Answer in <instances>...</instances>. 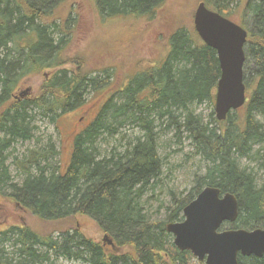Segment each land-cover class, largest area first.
I'll return each instance as SVG.
<instances>
[{
  "label": "trees",
  "instance_id": "16d2710c",
  "mask_svg": "<svg viewBox=\"0 0 264 264\" xmlns=\"http://www.w3.org/2000/svg\"><path fill=\"white\" fill-rule=\"evenodd\" d=\"M65 1L0 0V195L33 219L0 225V264H57L60 258L87 264H193L194 255L176 247L167 224L183 220L185 206L206 186L239 199L238 219L223 228H264V122L259 120L264 117V0H203L248 30L247 102L225 120L213 109L207 121L194 106L214 103L221 69L216 50L196 30L176 28L162 61L116 78L109 66L94 70L82 58L68 65L73 62L66 53L71 9L65 18L56 15ZM164 2L92 0V5L102 20L149 19ZM47 69L55 70L38 93L16 96L25 78ZM89 92L98 96V109L76 131L64 166L54 138L42 142L36 136L37 119L58 129L62 115L83 105ZM128 125L141 135L121 148H103L102 142L119 140ZM170 132L186 135L207 166L190 193L178 198L172 192L169 205L160 203L168 214L154 219L145 197L159 185L165 166L159 148ZM34 139L38 147L14 156L20 142ZM256 145L261 146L256 150ZM11 158L21 181L12 175ZM241 158L255 161L258 170L241 167ZM79 221H89L94 234ZM42 222L45 228L37 226ZM98 233L108 234L115 248L94 237ZM239 263L264 264V255H239Z\"/></svg>",
  "mask_w": 264,
  "mask_h": 264
},
{
  "label": "rangeland",
  "instance_id": "374dc122",
  "mask_svg": "<svg viewBox=\"0 0 264 264\" xmlns=\"http://www.w3.org/2000/svg\"><path fill=\"white\" fill-rule=\"evenodd\" d=\"M201 1L203 0H165L154 14V17L149 19L117 18L114 20L107 18L102 20L97 15L92 0H67L60 6L56 15L65 18L64 15L68 13L67 10L71 9L69 13L71 21L67 24L70 42L66 53L73 62H69L68 65L74 66L76 58H82L87 67L96 70L109 66L113 69L112 72L116 73V78L124 79L126 74L133 73L152 62H160L167 53L168 39L171 32L181 26L195 30L194 15ZM54 70L47 69L42 74L25 78L16 96L23 98L24 95L28 94L30 96L38 93L44 78L48 77ZM98 102V96L89 92L83 105L62 115L58 129L55 124L47 120L37 119L39 131L36 136L41 135L42 142H45L48 136L54 138L57 149L61 151L59 158H61L64 166L70 159L72 138L78 129L93 118L98 109ZM194 109L207 121L210 119L213 109L215 110V101L213 104L207 102L195 105ZM259 120L264 122V117H259ZM123 135L125 137L121 141ZM140 135V129L128 125L118 136L121 143L118 139L109 138L108 142H102L101 145L104 149L115 146L121 148L119 144H126L130 138ZM162 139L165 143L159 149L165 160V166L162 169V176L155 192L149 191L145 197L147 199L146 208L154 219L166 217L168 213L160 209V203L166 204V206L169 205L172 192L178 198L186 197L194 187L195 179L205 173L207 166L203 158L196 153V149L186 135L175 137L174 132H170L164 135ZM260 146L256 145L254 149L257 150ZM36 147H38V144L35 139L24 143L20 142L14 156L23 157L28 149ZM12 158L9 160L12 175L15 176L17 181H21L23 175L19 174L16 166L12 164ZM239 162L241 167H247L249 171L254 170L256 172L258 170L257 163L250 158H241ZM0 204L2 206L0 225L5 222L19 223L33 220L24 209L18 207L14 201L3 195H0ZM45 224L42 222L40 226H37L45 228ZM78 224L87 225L88 229H85V231L94 234V229L89 221L87 223L79 221ZM228 225H224V227L228 229ZM101 235L102 233H98L94 237H101L99 240L104 242V234ZM105 244L111 246L106 241ZM198 261L195 258L192 262L198 264ZM56 262L57 264H87L82 260H66L65 258H60Z\"/></svg>",
  "mask_w": 264,
  "mask_h": 264
},
{
  "label": "water",
  "instance_id": "95a60500",
  "mask_svg": "<svg viewBox=\"0 0 264 264\" xmlns=\"http://www.w3.org/2000/svg\"><path fill=\"white\" fill-rule=\"evenodd\" d=\"M194 26L200 38L216 50L219 58L221 75L215 95V112L219 120H225L230 112L247 102L244 67L248 30L209 8L204 1L196 8ZM239 211V199L235 194L223 193L216 186H206L185 206L183 220L169 223L167 230L174 236L178 249L190 250L199 261L240 264L239 255H264V228H223L225 222L238 219ZM103 240L115 246L108 234Z\"/></svg>",
  "mask_w": 264,
  "mask_h": 264
},
{
  "label": "bare ground",
  "instance_id": "6f19581e",
  "mask_svg": "<svg viewBox=\"0 0 264 264\" xmlns=\"http://www.w3.org/2000/svg\"><path fill=\"white\" fill-rule=\"evenodd\" d=\"M198 36H199V35H198ZM236 120H237V119H236ZM169 223H171V222H169ZM169 223H168V224H169ZM168 224H167V225H168ZM260 228H261V227H260ZM140 264H141V263H140Z\"/></svg>",
  "mask_w": 264,
  "mask_h": 264
}]
</instances>
